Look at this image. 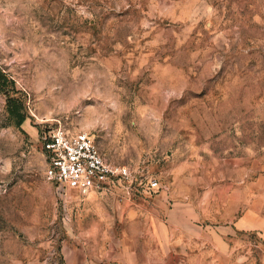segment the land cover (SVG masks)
Instances as JSON below:
<instances>
[{"label":"rangeland","instance_id":"rangeland-1","mask_svg":"<svg viewBox=\"0 0 264 264\" xmlns=\"http://www.w3.org/2000/svg\"><path fill=\"white\" fill-rule=\"evenodd\" d=\"M0 70V264H264V0H0ZM57 125L133 181L47 180Z\"/></svg>","mask_w":264,"mask_h":264},{"label":"built area","instance_id":"built-area-1","mask_svg":"<svg viewBox=\"0 0 264 264\" xmlns=\"http://www.w3.org/2000/svg\"><path fill=\"white\" fill-rule=\"evenodd\" d=\"M40 145L47 164L45 177L57 187L88 194L112 192L133 181L129 168L110 163L86 131L72 132L61 125L44 127ZM158 188L157 179L148 180L147 190Z\"/></svg>","mask_w":264,"mask_h":264},{"label":"crops","instance_id":"crops-1","mask_svg":"<svg viewBox=\"0 0 264 264\" xmlns=\"http://www.w3.org/2000/svg\"><path fill=\"white\" fill-rule=\"evenodd\" d=\"M159 212H160V209H159ZM164 213L167 215V209L164 210ZM256 213V216L258 215L257 212ZM142 216H145L147 219H145L143 222H144V225H143V230L138 234V236L142 237L143 240H145V237H148L150 235L151 237V222L153 220H156V219H149V215L147 213H142ZM248 211L243 215L241 216V218L239 219V223L240 224H243L245 222V220H248ZM169 221H172L171 219H167ZM258 221V220H257ZM156 222L158 223L159 221L156 220ZM154 227V231H153V235L155 238H157L159 240V243L160 244H164L166 243L165 242V235L164 234H161L159 235V233L155 230V225H153ZM126 238V237H125ZM126 239H123V241H125ZM118 258H117V262L115 264H146V263H141L138 259V256L135 252V250H133V246H128L127 244L123 245V247L121 248V251L118 252Z\"/></svg>","mask_w":264,"mask_h":264},{"label":"trees","instance_id":"trees-1","mask_svg":"<svg viewBox=\"0 0 264 264\" xmlns=\"http://www.w3.org/2000/svg\"><path fill=\"white\" fill-rule=\"evenodd\" d=\"M7 82H10L11 85L14 84L9 75L0 70V91L6 95L7 109L16 118V124L19 125L25 119V113L22 109V103L13 97L7 87H5Z\"/></svg>","mask_w":264,"mask_h":264}]
</instances>
